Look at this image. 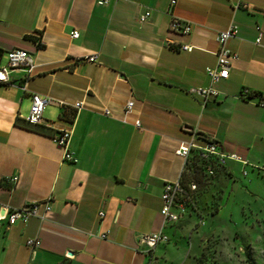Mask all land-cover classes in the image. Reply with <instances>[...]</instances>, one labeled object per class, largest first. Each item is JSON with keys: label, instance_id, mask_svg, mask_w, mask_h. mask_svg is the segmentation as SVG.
I'll return each mask as SVG.
<instances>
[{"label": "crops", "instance_id": "obj_1", "mask_svg": "<svg viewBox=\"0 0 264 264\" xmlns=\"http://www.w3.org/2000/svg\"><path fill=\"white\" fill-rule=\"evenodd\" d=\"M171 1L0 0V65L15 47L33 62L30 74L16 70L0 83V214L49 198L53 206L44 218L0 223V264H160L169 242L148 255L141 238L169 234L185 218L164 227L161 194L166 181L189 173L176 150L195 136L264 171V0ZM173 18L191 23V32L171 30ZM231 24L238 33L227 47L239 59L203 103L194 90L210 84L216 34ZM92 54L96 61L84 60ZM33 93L53 100L36 126L26 122ZM64 129L73 130L76 163L53 141ZM226 170L233 190L249 174L227 160L215 180ZM34 237L41 244L28 246Z\"/></svg>", "mask_w": 264, "mask_h": 264}, {"label": "built area", "instance_id": "obj_2", "mask_svg": "<svg viewBox=\"0 0 264 264\" xmlns=\"http://www.w3.org/2000/svg\"><path fill=\"white\" fill-rule=\"evenodd\" d=\"M99 5H108L111 0H97ZM172 4L176 3V0L171 1ZM243 7L248 8L249 5L244 4ZM150 10L145 11L139 18L141 23H144L150 17ZM170 29L181 33H190L192 25L189 22L181 20L179 18H173L170 23ZM238 28L231 24L227 29L220 30L216 34V40L218 42V50L215 52L216 64L215 66H207L206 73L210 77V84L208 86L198 87L194 92L201 98L203 103H207L210 99L215 98L219 91L215 87L219 82L229 78L232 63L239 59V54L231 51L227 47L229 39L236 37ZM79 30H73L71 36L73 38L79 37ZM263 33H260L256 40L257 44L261 43ZM182 50H192L193 46L183 45ZM97 56L95 54L89 55L84 60L96 61ZM23 70L27 74H30L33 70V62L30 52L22 47H15L8 51V62L5 65H0V83H7L10 81V75L13 71ZM241 95L250 98L248 91H243ZM52 98L47 95H41L39 93L32 94V104L29 114L26 118V122L31 126H36L42 123L43 113L47 105L52 103ZM61 107L66 105L61 102ZM83 101L76 102L73 107L77 110L83 107ZM134 107V100H129L127 103V111H130ZM105 114L109 115L110 111L106 110ZM137 127H141V122H136ZM73 130L64 129L58 134L53 135V141L63 148V160L72 161L76 163L78 159L70 149L71 138ZM195 136L190 141L180 142L176 153L185 160V167L188 160L193 156L194 152H200L202 158L206 161V170L209 175L215 176L217 173V167L224 166L227 160H234L242 162L244 165L249 164L247 161L242 160L238 155L232 153H226L222 150L221 145L213 139H203L202 142ZM183 174L174 181H166L163 186L161 199L163 202L161 213L164 219V227L168 224L179 222L187 213L189 208L192 207V200L194 198V192L198 190L196 183L191 182L189 188L185 187L182 180ZM12 181H17L18 176H13ZM53 209L52 198L33 202L23 207H4V214H0V223L5 221L8 225H13L17 222L27 223L33 217L44 218L46 213ZM101 218L105 217V212H99ZM110 231L107 230L99 234L102 239L109 238ZM170 240V236L164 231V229L146 233L142 236L141 242L144 245V252L150 255L155 249L163 243H167ZM26 244L30 247H37L41 244V240L38 237L28 238Z\"/></svg>", "mask_w": 264, "mask_h": 264}, {"label": "rangeland", "instance_id": "obj_3", "mask_svg": "<svg viewBox=\"0 0 264 264\" xmlns=\"http://www.w3.org/2000/svg\"><path fill=\"white\" fill-rule=\"evenodd\" d=\"M246 167L234 190L230 170L218 180L191 176L199 188L194 208L169 229L160 264H264V171Z\"/></svg>", "mask_w": 264, "mask_h": 264}, {"label": "trees", "instance_id": "obj_4", "mask_svg": "<svg viewBox=\"0 0 264 264\" xmlns=\"http://www.w3.org/2000/svg\"><path fill=\"white\" fill-rule=\"evenodd\" d=\"M249 97H251V95ZM187 167H189V173L183 174V177H182L183 183L185 184V187L187 189L189 188V184L191 182L196 183L198 186L197 178L193 179L194 177L191 178V176L197 177L200 174L202 175V173L206 175L208 174L206 170V161L204 158H202L200 152H197V151L194 152L193 156L188 160ZM210 176L211 175H209V177Z\"/></svg>", "mask_w": 264, "mask_h": 264}]
</instances>
